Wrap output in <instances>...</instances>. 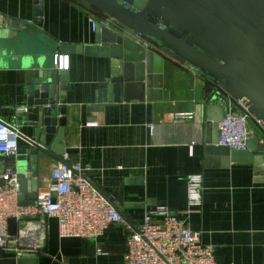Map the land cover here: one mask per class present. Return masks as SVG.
I'll return each instance as SVG.
<instances>
[{"label":"crops","instance_id":"1","mask_svg":"<svg viewBox=\"0 0 264 264\" xmlns=\"http://www.w3.org/2000/svg\"><path fill=\"white\" fill-rule=\"evenodd\" d=\"M32 3L0 0V14L5 22L7 18L31 20ZM43 12V36L37 44L17 40L9 44L10 54L0 56V121L21 132L17 118L39 64V55L29 54L61 43L90 44L91 19L105 21L80 0H43ZM144 45L163 58L161 98L105 103L99 110L92 107L105 61L67 56L68 67L63 70L69 73L70 87L58 104L66 107L65 152L85 167V177L128 224L138 225L147 211L165 206L201 233V244L211 246L217 264H264V169L259 168L264 163L233 161L210 149L207 142L213 138L207 127L208 112L218 116L217 106L208 111V104L218 105L221 99L232 111H240V105L208 75L154 44ZM58 93L57 89V98ZM189 112L191 118L176 117ZM249 130L250 140L263 150L262 127L252 121ZM17 145L18 156L10 164L18 172L29 168V146L19 138ZM55 164L51 160L43 166L38 191L49 186ZM191 174L202 175V204L188 208L186 184ZM160 219L153 216L155 222ZM98 247L105 253L98 254ZM125 251L123 224L110 226L96 239L60 238L57 220L51 216L45 246L33 255L38 264H123ZM9 257L0 251V260Z\"/></svg>","mask_w":264,"mask_h":264},{"label":"water","instance_id":"2","mask_svg":"<svg viewBox=\"0 0 264 264\" xmlns=\"http://www.w3.org/2000/svg\"><path fill=\"white\" fill-rule=\"evenodd\" d=\"M80 1L110 21L95 22L90 44L61 43L43 51V47L33 49L29 54L39 55L36 58L39 64L26 88L24 110L17 118L23 132L16 128V136L29 146V168L17 172L20 205L34 204L39 182L45 175L43 166L51 160L64 162L66 107L58 104L70 82L67 70L56 68L61 55H85L105 61L103 78L94 91V110L101 109L105 103L122 100L160 99L163 58L135 40L133 34L143 37L211 77L264 130V0ZM32 4L31 20L7 18L5 22L6 17L0 14V56L10 54L9 49L17 40L37 44L43 36V0H33ZM213 106H217L218 116L211 117L208 112L207 127L213 132V138L207 141L210 149L229 155L233 161L262 165L264 149L258 150L255 140H249L244 150L216 144L218 122L228 106L220 99V104L210 102L206 110H212ZM8 226V233L15 235L17 220L9 218ZM0 263L38 264L33 254L9 257Z\"/></svg>","mask_w":264,"mask_h":264},{"label":"built area","instance_id":"3","mask_svg":"<svg viewBox=\"0 0 264 264\" xmlns=\"http://www.w3.org/2000/svg\"><path fill=\"white\" fill-rule=\"evenodd\" d=\"M105 22L110 20L104 18ZM96 20L91 19L92 28ZM143 44L147 39L135 36ZM152 44V43H151ZM67 56H60L56 68L67 69ZM240 111H228L218 122L216 144L244 150L251 139L250 122L260 123L238 103ZM192 113L177 114V119L191 118ZM261 126V125H260ZM16 127L0 121V251L14 258L43 250L47 238V218L55 217L60 238L96 239L112 225L123 224L126 251L123 264H217L213 250L202 245L200 232L193 231L184 219L167 207L147 211L138 225L125 222L121 212L111 205L85 177V167L65 152L63 163L49 172L50 184L38 191L33 205L19 204L17 171L10 164L18 156ZM187 207L202 204V175L187 178ZM160 216L158 222L153 216ZM17 220L15 235L8 233V220ZM98 254L105 252L98 247Z\"/></svg>","mask_w":264,"mask_h":264},{"label":"trees","instance_id":"4","mask_svg":"<svg viewBox=\"0 0 264 264\" xmlns=\"http://www.w3.org/2000/svg\"><path fill=\"white\" fill-rule=\"evenodd\" d=\"M89 7V6H88ZM89 8H91V7H89ZM91 10H93L94 12H96V13H98V14H100V15H102L103 16V14L102 13H100V12H98V11H96L95 9H93V8H91Z\"/></svg>","mask_w":264,"mask_h":264}]
</instances>
